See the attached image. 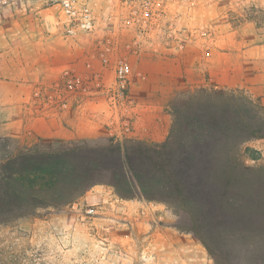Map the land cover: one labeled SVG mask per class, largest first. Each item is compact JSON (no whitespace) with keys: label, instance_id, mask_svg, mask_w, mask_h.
I'll return each instance as SVG.
<instances>
[{"label":"rangeland","instance_id":"obj_1","mask_svg":"<svg viewBox=\"0 0 264 264\" xmlns=\"http://www.w3.org/2000/svg\"><path fill=\"white\" fill-rule=\"evenodd\" d=\"M85 1L106 19L100 21L96 37L109 33L119 43L114 53H126L131 60L175 58L186 68H200L205 87L240 91L264 105V28L254 23L264 21V0H163L166 11L161 15L145 14V0ZM63 19L51 0H0V158L35 144L45 148L80 142L41 139L24 126L73 110L48 116L47 93L36 92L49 83L39 79L26 93L21 80L13 78L56 71L55 81L67 66L77 69L74 65L81 62L82 70L76 71L89 73L94 59L101 63L97 39L67 33ZM172 41L177 43L174 48ZM126 43L139 46V54L128 53ZM187 74L189 79L178 78V93L167 99L168 105L184 100L198 86L192 73ZM112 79H94L96 101L76 110L85 128L100 138L88 144L125 136L123 120L133 122L134 136L136 98L142 97L146 78L132 70L129 95L135 101L120 105L119 120L108 105L106 87ZM245 146L259 157H247L246 163L264 166V138ZM176 222L177 216L163 203L120 198L111 186L96 184L60 209L38 208L0 220V264H215L199 239L179 230ZM243 258L242 264H256Z\"/></svg>","mask_w":264,"mask_h":264},{"label":"trees","instance_id":"obj_2","mask_svg":"<svg viewBox=\"0 0 264 264\" xmlns=\"http://www.w3.org/2000/svg\"><path fill=\"white\" fill-rule=\"evenodd\" d=\"M264 28V21H256ZM159 142L134 138L59 147L35 144L0 158V218L60 209L96 184L118 197L160 202L215 264L264 263V166L245 144L264 138V105L240 91L205 86L170 104ZM0 219V220H2Z\"/></svg>","mask_w":264,"mask_h":264},{"label":"crops","instance_id":"obj_3","mask_svg":"<svg viewBox=\"0 0 264 264\" xmlns=\"http://www.w3.org/2000/svg\"><path fill=\"white\" fill-rule=\"evenodd\" d=\"M99 49L105 48L106 44H97ZM93 77H106L110 80L113 77V72L109 65H103L94 59L92 62ZM132 70L144 78L146 84L143 83L142 97L137 99V120L134 127L133 138L159 142L166 138L172 124V115L168 111L167 99L178 93L179 85L178 78H187L189 73H192L191 80L199 82L197 87L205 86V78L199 77L200 73L196 66L186 68L176 61L175 58L160 60L157 58L140 57L131 60ZM74 65V64H73ZM77 69L82 70L83 63L78 62L74 65ZM87 66H90L89 64ZM76 69V68H75ZM76 69V70H77ZM78 70V71H80ZM198 76V77H197ZM57 77V72L52 71L43 75L26 74L22 78L19 76L13 77L17 81L21 80L22 86L26 87V93L29 91L27 86H31L37 80L50 83ZM12 81L11 83H15ZM196 87V88H197ZM153 91V92H152ZM154 95L155 99H145V97ZM132 100L135 99L132 97ZM86 121L76 113V110L63 112L57 117L40 118L32 121H27L24 126H30L34 135L41 139L60 138L63 140H84L86 142H97L100 138L97 133L92 130H87L84 126Z\"/></svg>","mask_w":264,"mask_h":264},{"label":"built area","instance_id":"obj_4","mask_svg":"<svg viewBox=\"0 0 264 264\" xmlns=\"http://www.w3.org/2000/svg\"><path fill=\"white\" fill-rule=\"evenodd\" d=\"M55 6L63 14V25L67 33L71 35L86 34L94 36L96 44H106L103 49H99L101 57L100 61L103 65H109L113 72L112 82L106 87L108 105L115 112L117 120H119L118 109L121 106L131 104L132 100L129 95V89L132 80V64L131 58L126 53H114L119 47V43L110 38L109 33L96 37L101 24L106 19L97 16L91 5L85 0H51ZM145 14L161 15L165 13V5L163 0H145L142 4ZM171 48L176 47L175 41H172ZM126 50L131 55L139 54V46L132 43L124 44ZM89 73L76 71L72 66L63 69L59 79L47 84L41 85L38 92L47 93L46 106L48 107L47 115H53L57 110H77L83 107L87 102H95L96 89L92 87L94 77L92 69H88ZM51 112V113H49ZM127 134L123 137L115 135L114 137L131 138L132 121H122Z\"/></svg>","mask_w":264,"mask_h":264}]
</instances>
